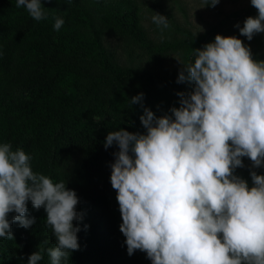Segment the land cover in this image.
Here are the masks:
<instances>
[{
    "label": "clouds",
    "instance_id": "1",
    "mask_svg": "<svg viewBox=\"0 0 264 264\" xmlns=\"http://www.w3.org/2000/svg\"><path fill=\"white\" fill-rule=\"evenodd\" d=\"M220 0H203L215 7ZM258 10L236 27L251 41L264 33V0H251ZM35 21L46 18L43 0H15ZM203 6V7H204ZM151 23L163 33L170 28L162 14ZM65 20L56 17L59 32ZM194 51L178 83L193 82L179 92L180 107L157 117L144 108L146 133L123 128L110 132L105 149L116 145L110 181L122 216L120 231L129 256L146 252L152 264H264V175L251 171L253 186L235 175L244 157L264 167V61L253 59L236 36L217 35ZM2 55V52H0ZM144 94L131 98L141 103ZM32 156L0 143V239H13L12 223L30 228L28 203L47 213L56 238L47 248L50 264H64L78 250L82 221L79 198L63 181L33 171ZM15 213L9 219V214ZM85 228L88 226L85 225ZM44 249L28 257L40 264Z\"/></svg>",
    "mask_w": 264,
    "mask_h": 264
},
{
    "label": "trees",
    "instance_id": "2",
    "mask_svg": "<svg viewBox=\"0 0 264 264\" xmlns=\"http://www.w3.org/2000/svg\"><path fill=\"white\" fill-rule=\"evenodd\" d=\"M43 5L46 18L35 21L15 0H0V143L22 148L32 156L34 172L76 191L83 215L74 221L81 228L80 248L64 264H152L146 252H127L110 181L119 149L106 150L104 142L121 128L146 133L140 120L146 107L157 117L180 107L177 94L190 93L194 83L177 82L183 65L171 67L170 53L181 51L185 63L194 60L193 50L214 42L224 22L202 36L184 32L176 38L171 29L150 30L137 0H43ZM257 15L253 10L247 18ZM58 16L65 20L59 32L53 27ZM233 32L254 60L264 61V33L248 41L236 27ZM140 93L143 101L131 105ZM246 173L235 170L247 181ZM28 209L35 223L27 229L12 223L14 238L0 239V264H27L41 248L40 264H50L47 248L56 238L47 213L30 201Z\"/></svg>",
    "mask_w": 264,
    "mask_h": 264
},
{
    "label": "rangeland",
    "instance_id": "3",
    "mask_svg": "<svg viewBox=\"0 0 264 264\" xmlns=\"http://www.w3.org/2000/svg\"><path fill=\"white\" fill-rule=\"evenodd\" d=\"M137 1L146 13V26L150 30L155 29V25L151 23V16L159 13L169 19V29L172 30V34L176 38H181L185 34L184 32L191 33L194 38L202 36L211 32L213 28L219 27L223 22V27H221L218 34L225 37L233 36L236 25L239 24L240 27H243L249 13L253 10L258 11L252 6L251 0H220V3L215 7L204 6L203 0ZM180 52L170 53L169 65L171 67L181 65L176 58L179 57L181 59ZM243 163L244 167L241 168L246 169L247 182L249 186H252L251 171H256L258 175H262L264 167L254 168L250 158L244 159Z\"/></svg>",
    "mask_w": 264,
    "mask_h": 264
}]
</instances>
